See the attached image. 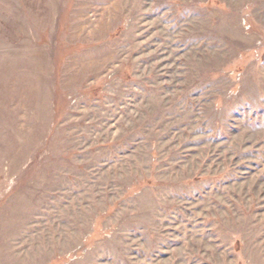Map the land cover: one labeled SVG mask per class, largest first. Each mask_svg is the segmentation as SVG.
<instances>
[{
	"label": "rangeland",
	"instance_id": "374dc122",
	"mask_svg": "<svg viewBox=\"0 0 264 264\" xmlns=\"http://www.w3.org/2000/svg\"><path fill=\"white\" fill-rule=\"evenodd\" d=\"M0 264H264V0H0Z\"/></svg>",
	"mask_w": 264,
	"mask_h": 264
}]
</instances>
